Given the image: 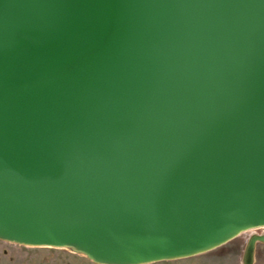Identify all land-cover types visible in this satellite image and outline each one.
<instances>
[{
    "label": "water",
    "instance_id": "water-1",
    "mask_svg": "<svg viewBox=\"0 0 264 264\" xmlns=\"http://www.w3.org/2000/svg\"><path fill=\"white\" fill-rule=\"evenodd\" d=\"M262 226L264 0H0V239L148 264Z\"/></svg>",
    "mask_w": 264,
    "mask_h": 264
},
{
    "label": "rangeland",
    "instance_id": "rangeland-1",
    "mask_svg": "<svg viewBox=\"0 0 264 264\" xmlns=\"http://www.w3.org/2000/svg\"><path fill=\"white\" fill-rule=\"evenodd\" d=\"M264 235V226L246 230L229 242L194 256L162 260L148 264H264V241L253 237ZM0 264H98L71 248L28 246L0 239Z\"/></svg>",
    "mask_w": 264,
    "mask_h": 264
}]
</instances>
